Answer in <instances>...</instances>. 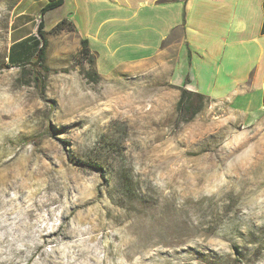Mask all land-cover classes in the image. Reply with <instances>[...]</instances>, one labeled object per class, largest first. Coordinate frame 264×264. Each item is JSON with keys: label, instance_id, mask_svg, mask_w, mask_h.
Segmentation results:
<instances>
[{"label": "rangeland", "instance_id": "374dc122", "mask_svg": "<svg viewBox=\"0 0 264 264\" xmlns=\"http://www.w3.org/2000/svg\"><path fill=\"white\" fill-rule=\"evenodd\" d=\"M18 2L0 0V264H264L261 97L202 94L186 120L165 59L90 82L53 11L49 71L26 83L7 66L11 21L34 34L41 7Z\"/></svg>", "mask_w": 264, "mask_h": 264}, {"label": "crops", "instance_id": "0c3cea01", "mask_svg": "<svg viewBox=\"0 0 264 264\" xmlns=\"http://www.w3.org/2000/svg\"><path fill=\"white\" fill-rule=\"evenodd\" d=\"M36 1L46 3L30 5ZM26 10L16 17L30 16ZM50 11L59 13L56 24L65 19L87 40L96 68L165 59L187 90L216 100L261 97L264 0H63ZM26 18L24 25L34 20ZM12 26L10 45L33 34L16 36Z\"/></svg>", "mask_w": 264, "mask_h": 264}, {"label": "trees", "instance_id": "16d2710c", "mask_svg": "<svg viewBox=\"0 0 264 264\" xmlns=\"http://www.w3.org/2000/svg\"><path fill=\"white\" fill-rule=\"evenodd\" d=\"M62 3L63 0H47L39 10V21L36 24L35 33L25 35L24 38L15 41L8 48V53L6 55L7 66L21 65L22 75L27 77L26 83L30 82L29 78H31V80H37L41 72L47 73L49 71L48 67L45 65L47 40L45 38L46 31L44 30L43 16L46 12L59 7ZM59 30L74 31V27L65 19H62L51 29L53 32ZM22 44V47L14 49L16 46ZM76 58L80 64V72L84 78L94 83L101 79L99 73L95 69L94 54L90 51L86 39H80ZM84 64H86L87 67ZM179 89L180 96L177 103L178 111L181 115L188 117L186 120H189L203 107L204 95L185 88ZM107 148H111V150L114 149L111 145L107 146ZM93 168L98 167L93 165ZM115 178L117 179L118 185L124 187V192L130 194L131 183L128 176L120 173L116 175Z\"/></svg>", "mask_w": 264, "mask_h": 264}, {"label": "water", "instance_id": "95a60500", "mask_svg": "<svg viewBox=\"0 0 264 264\" xmlns=\"http://www.w3.org/2000/svg\"><path fill=\"white\" fill-rule=\"evenodd\" d=\"M261 106L264 109V85H263L262 94H261Z\"/></svg>", "mask_w": 264, "mask_h": 264}]
</instances>
